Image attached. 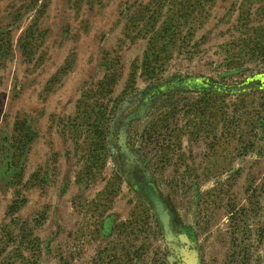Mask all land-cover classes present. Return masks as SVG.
Returning <instances> with one entry per match:
<instances>
[{"label": "rangeland", "instance_id": "obj_1", "mask_svg": "<svg viewBox=\"0 0 264 264\" xmlns=\"http://www.w3.org/2000/svg\"><path fill=\"white\" fill-rule=\"evenodd\" d=\"M263 35L264 0H0V263L264 264Z\"/></svg>", "mask_w": 264, "mask_h": 264}, {"label": "trees", "instance_id": "obj_2", "mask_svg": "<svg viewBox=\"0 0 264 264\" xmlns=\"http://www.w3.org/2000/svg\"><path fill=\"white\" fill-rule=\"evenodd\" d=\"M198 6L197 3L191 4L189 6H185L182 8V11L184 13H187L190 9L195 10V7ZM156 11L154 12V14ZM186 36H183L182 30L180 28H162V30L154 31V33L151 35L149 39V46L147 49V52L145 54V60L143 64V69L147 71H152L154 67L152 65L154 63H158L159 61L164 60V56L167 55L168 52H172L176 49L182 50L184 48V40ZM184 39V40H183ZM238 42V45L235 44ZM178 43L180 45H178ZM235 43H232L231 45H234L235 48H239V56L245 55L250 56V58L255 57L256 53H262L264 55V35L261 36L259 39H244L241 38ZM235 48L232 50H227V64H226V71L223 73V77L226 78L229 75H232V73H236L239 70L240 60H237ZM188 52V51H185ZM264 57V56H262ZM239 59V57H238ZM264 63V60L262 61ZM5 264V263H0Z\"/></svg>", "mask_w": 264, "mask_h": 264}, {"label": "water", "instance_id": "obj_3", "mask_svg": "<svg viewBox=\"0 0 264 264\" xmlns=\"http://www.w3.org/2000/svg\"><path fill=\"white\" fill-rule=\"evenodd\" d=\"M263 80L261 78H255L253 80H251L250 82L243 84V85H238V86H224V85H217V84H212L210 82H208L207 80L204 79H200V80H184V81H177L175 83H172L170 85H167L163 88H160L157 91H154L152 93L151 97L160 95L164 92H168V91H172V90H178V89H185V90H208V91H224V92H228V93H239V92H243V91H247L250 89H254V88H258L259 84L262 83ZM137 190L140 193H146L150 199L152 200V202L154 203L157 212L159 214V210L161 208H163V210H165L166 212V218H165V224L164 226L166 227L167 232L169 231V216L168 213L166 211V209L164 208V206L162 205V203L160 202V200L158 199L155 191L152 189V187L149 186H144V185H139L137 187ZM161 219V218H160ZM163 223V222H162Z\"/></svg>", "mask_w": 264, "mask_h": 264}, {"label": "bare ground", "instance_id": "obj_4", "mask_svg": "<svg viewBox=\"0 0 264 264\" xmlns=\"http://www.w3.org/2000/svg\"><path fill=\"white\" fill-rule=\"evenodd\" d=\"M159 211L163 212L164 210H163V208H161ZM164 215L166 216V212L165 211H164ZM165 230H166V227H165ZM166 232H167V230H166Z\"/></svg>", "mask_w": 264, "mask_h": 264}]
</instances>
